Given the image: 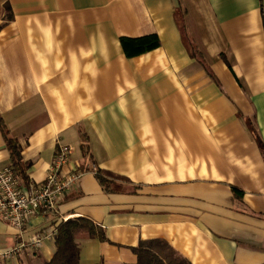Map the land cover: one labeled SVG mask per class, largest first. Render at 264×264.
I'll return each mask as SVG.
<instances>
[{
	"label": "crops",
	"instance_id": "0c3cea01",
	"mask_svg": "<svg viewBox=\"0 0 264 264\" xmlns=\"http://www.w3.org/2000/svg\"><path fill=\"white\" fill-rule=\"evenodd\" d=\"M150 34L125 54L122 36ZM0 119V168L12 137L29 183L62 144L83 172L22 237L85 216L107 239H79L83 264H136L152 239L192 264H264V0H0ZM20 239L0 216V252Z\"/></svg>",
	"mask_w": 264,
	"mask_h": 264
},
{
	"label": "built area",
	"instance_id": "2783aa9c",
	"mask_svg": "<svg viewBox=\"0 0 264 264\" xmlns=\"http://www.w3.org/2000/svg\"><path fill=\"white\" fill-rule=\"evenodd\" d=\"M71 154L70 145H60L46 179L38 184L23 185L11 166L0 168V216L18 230L21 237L15 246L0 252L1 258L10 259L25 249L41 248L45 241L54 239L57 233L56 221L30 235L29 238L22 237V234L33 218L41 215L56 217L62 195L80 180L82 171L75 168L64 170L70 162ZM68 219L64 216L59 217V220L63 221Z\"/></svg>",
	"mask_w": 264,
	"mask_h": 264
},
{
	"label": "trees",
	"instance_id": "16d2710c",
	"mask_svg": "<svg viewBox=\"0 0 264 264\" xmlns=\"http://www.w3.org/2000/svg\"><path fill=\"white\" fill-rule=\"evenodd\" d=\"M122 49L128 57H134L146 53L151 49L160 46L161 41L157 34H150L141 37L120 38ZM2 126V119H0ZM260 140V138H259ZM8 148L11 167L23 185H28L27 171L29 163L24 161L21 154V147L15 138L8 137ZM104 172L98 171L97 176L100 182L104 181ZM233 189L238 193L239 190ZM57 224V233L54 237L55 251L50 259L39 258L38 261L30 264H83L81 260V247L79 239L90 238L106 240L104 228L91 221L85 216L69 218L66 221L54 220ZM133 251L137 255L136 264H192L186 257L174 249L168 242L162 239L141 240ZM1 263V262H0Z\"/></svg>",
	"mask_w": 264,
	"mask_h": 264
}]
</instances>
